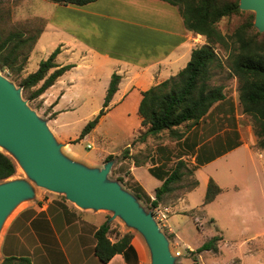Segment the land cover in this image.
Masks as SVG:
<instances>
[{
    "label": "crops",
    "instance_id": "0c3cea01",
    "mask_svg": "<svg viewBox=\"0 0 264 264\" xmlns=\"http://www.w3.org/2000/svg\"><path fill=\"white\" fill-rule=\"evenodd\" d=\"M52 4L54 7L44 17L47 23L31 54L48 33L45 43L48 49L41 56L48 58L58 48L55 63L59 67L72 66L40 96L55 115L47 126L63 145L62 152L88 167L102 168L108 155H120L127 148L129 158L119 166H127L131 180L151 200L155 189L179 160L189 163L194 168L197 186L185 192L173 187L153 212L172 255L177 258L176 263L181 264L183 250L191 257L203 243L218 236V251L194 253L197 264H264V153L255 148L257 139L252 127L241 123L245 122V115L234 114L230 125L227 120L230 115L219 108L224 101L217 103L199 124L186 129L181 139L172 142L177 144L182 157L174 161L170 171L162 167L167 161L159 152L160 145L154 144L161 133L131 144L147 130L141 126L138 115L142 92L185 68L192 51L204 45V39L186 30L177 7L161 0H97L84 6ZM113 74L120 77V82L109 110L80 140L86 143V149L90 145L88 150L97 152L91 154L72 146L77 142L69 143L77 138L67 140L63 135L69 125L65 116L77 112L80 106L77 100L98 93L102 104L90 114L95 117L102 109ZM114 112L132 117L133 121L127 142L118 152L102 144L109 135L98 134ZM61 116L65 118L60 119ZM110 124L115 126L112 120ZM210 179L221 191L212 202L204 204ZM196 190H201V196L198 204H193ZM35 196L21 203L2 229L0 264L9 257L28 258L31 264H103L94 249L95 233L106 221L105 216L80 211L58 195ZM209 208L219 217L205 219L215 227L214 234L189 247L187 243L192 236L179 221L180 217L191 213L199 232L201 225L197 219H204ZM109 239L117 240L116 236ZM130 245L129 250L114 255L105 264H147L149 254L141 237L134 235Z\"/></svg>",
    "mask_w": 264,
    "mask_h": 264
},
{
    "label": "trees",
    "instance_id": "16d2710c",
    "mask_svg": "<svg viewBox=\"0 0 264 264\" xmlns=\"http://www.w3.org/2000/svg\"><path fill=\"white\" fill-rule=\"evenodd\" d=\"M54 4L67 6H84L97 0H48ZM178 8L187 31L198 34L204 39V45L195 48L189 62L175 76L142 92V99L138 107L141 126L146 127L144 134L138 140L147 136H156L168 132L170 137L179 140L186 130L180 131L182 126L189 129L197 124L219 102L225 100L222 85L211 84L212 71L223 67L222 61L216 53L217 46L227 52V68L238 83V103L243 115L250 118L252 129L257 139V148L264 153V33L254 28L252 13L239 9V0H161ZM233 15H246L244 24L238 26L232 35H223L217 24L222 18ZM42 29L31 37H24L21 33L9 34L3 40L0 38V69H12L18 59L20 50L28 45L30 52L38 41ZM59 49H55L46 60H42L35 72L27 74L19 83L23 91L36 88L30 99L40 97L55 81L72 66L59 67L55 58ZM27 58V57H25ZM29 58V57H28ZM28 58L27 61L28 62ZM20 67L19 70H23ZM120 77L113 74L106 91L102 109L89 121L79 137L74 141L82 140L98 124L109 110L108 106L117 91ZM128 149L121 155H108L104 162L110 160L123 161L128 156ZM16 166L12 159L0 151V182L15 175ZM194 168L179 160L171 172L164 179L162 185L155 189L154 199L151 200L140 188L135 187L133 194L141 202L156 207L162 197L173 191V185L182 178L192 176ZM128 175V173H127ZM121 181V179H117ZM197 186L195 181L194 187ZM193 187V188H194ZM221 189L210 179L206 188L204 204L214 200ZM132 234L126 232L117 235L115 242L110 241V223L108 219L95 233V255L105 264L116 254H123L131 248ZM168 238H170L168 236ZM220 240L214 236L191 253L193 263L197 264L194 253L203 251L217 252V243ZM1 264H31L28 258H5Z\"/></svg>",
    "mask_w": 264,
    "mask_h": 264
},
{
    "label": "water",
    "instance_id": "95a60500",
    "mask_svg": "<svg viewBox=\"0 0 264 264\" xmlns=\"http://www.w3.org/2000/svg\"><path fill=\"white\" fill-rule=\"evenodd\" d=\"M239 9L253 12L254 27L264 32V0H239ZM20 90L0 76V148L13 156L38 187L64 195L80 209L112 212L110 220L119 217L136 230L145 240L151 264H177L153 214L117 181L109 179L113 161L92 168L66 156L47 123L21 100ZM34 197L25 181L0 182V233L4 217Z\"/></svg>",
    "mask_w": 264,
    "mask_h": 264
},
{
    "label": "rangeland",
    "instance_id": "374dc122",
    "mask_svg": "<svg viewBox=\"0 0 264 264\" xmlns=\"http://www.w3.org/2000/svg\"><path fill=\"white\" fill-rule=\"evenodd\" d=\"M53 7L54 5L48 0H0V38L3 40L7 35L15 34V33H21L26 38L35 35L38 31H40L41 29L43 30V28H45L47 20L44 17L50 13ZM246 12L252 13L254 16L253 12L250 11H246ZM246 18H247L246 15H233L229 18H222L217 24V26L223 35L229 36L234 33V31L238 26L244 24ZM47 35L49 34L48 33L44 34V36L40 39L33 54H31L32 51L30 52L28 45H25L20 50L18 54V59L14 63L12 69H7V68L0 69V76L4 78L6 81H8L10 84H12L16 90L21 89L20 90L21 100L25 102L26 106L31 111H33L38 116V118H40L46 123L52 120L53 117L55 116L51 114V107L49 106L47 101H45V99H42L41 97L31 100L29 97L36 88L32 90L23 91V89L18 85L20 81L27 74L35 72L37 70L39 63L42 60L47 59V57L45 58V56H41V52L42 51L46 52L48 49V46L45 45ZM215 51L218 54L219 58L221 59L223 67L220 69H214L212 71L213 76H212L211 84L222 85L224 88L223 92L225 94V100L224 102H222L219 108H223L226 114L230 115V117L227 118V120H229L228 123L231 125L233 124L232 118H235L233 115L237 113L240 115L242 114L241 107L239 106L238 103V91H237L238 83L227 68L226 59L228 52L224 48L219 46L216 47ZM25 57L27 58L29 57L30 60L28 58V62H26L27 58ZM20 67H24V69L21 71L19 70ZM101 100L102 99L99 98V94L95 93L91 97H82L81 99L76 101L80 105L77 112L65 116L68 117V120L66 122L69 123V125L65 127L63 135L66 136L67 140L74 138L76 139L79 137L80 130L89 121H91L94 118L90 114L98 105L102 104ZM65 117L61 116L60 119H64ZM131 119L132 117L124 116L122 113L120 114L119 112L112 113L111 118L109 120L107 119L106 123L103 126H101L98 131L99 135H103L104 133L109 135L104 137L105 138L104 143H102L103 140H101L102 141L101 143L104 146H106L108 149L110 148V150H112L113 152H118L119 150H121L123 144L127 142L125 140L129 133L128 129L133 128L132 127L133 121ZM244 119L245 122L242 121L241 123L243 125H248L252 127V122L250 118L245 116ZM111 120L114 121L115 126H112L110 124ZM113 128L115 129V131L113 130ZM179 130L180 131L186 130V126H182ZM138 134L139 133H137L136 136H138ZM74 141H70L69 143H74ZM136 141H138V137L135 139V141H131V144L135 143ZM174 141L176 140L171 138L168 132H162L161 135L156 137L154 141V144L160 145L161 148L159 152L162 158H164L167 161V163H164L162 167L169 171L171 170V166L173 169L174 164L176 163L174 161L182 157L180 150L177 148V144L172 143ZM85 145L86 143H82L81 141H78L72 146L82 148L85 152H90L91 154L97 153L96 151L88 150L89 148L86 149ZM255 148H257V145H255ZM0 151L5 153L8 157H10L16 166L15 175L7 180L1 181L2 183H7L10 181H18V180L25 181L32 187L33 191L35 192V195L42 193L43 195L46 196L58 195L57 197L65 198L64 195L53 193L41 187H38L27 176L24 170L21 169V167L18 165L16 160L8 151H6L5 149H1ZM185 159L190 160L189 158H185ZM112 161H113V165L108 175L109 179L112 181H117L124 190L134 195L133 194L134 188L138 186L131 180V177L127 175L126 172L127 166L126 165L119 166V163L121 161L120 162L116 160H112ZM185 163L190 168L189 166L190 164L187 162ZM117 179H121V181H118ZM195 181L196 179L193 177V175L192 176L186 175L184 178H182V180L179 183L174 184L173 187L178 186L180 188L179 192H185L193 189L195 185ZM200 196H201V190L199 191L196 190L194 195L192 196L193 204H198V199H200ZM138 201L144 207L146 212H151L153 216L156 215L153 213L154 208L151 207L150 204L141 202L139 199ZM75 207L78 210L84 212L89 211L90 213H102V215H104L106 220L108 219L110 223V237L112 238H114L117 235H122L126 232H130L132 236L139 235L142 241L144 242L147 255L149 254V259L147 264H151L150 253L145 243V240L143 239L141 234H139L136 230L127 227L126 224L119 217H115L114 219L110 220V218L113 217L112 212L106 210H98V211L83 210L78 208L77 206ZM192 216L193 215L191 213L183 214L179 220L190 230L192 239L187 243L189 247H194L199 242H202L204 237H210L212 234H214L215 227H213L211 224L205 221V219L208 220L211 218H215V216L219 218L218 215L215 213V211H212L210 208L207 209L206 217H204V219H197L200 220L199 222L201 225V229L198 232L196 225L194 224L193 221L194 216L193 217ZM228 237L229 235L227 233L226 238ZM224 247L223 249L225 251ZM182 252H183V256L181 258V264H193V258L189 257L188 256L189 254H187L186 251L183 250Z\"/></svg>",
    "mask_w": 264,
    "mask_h": 264
},
{
    "label": "bare ground",
    "instance_id": "6f19581e",
    "mask_svg": "<svg viewBox=\"0 0 264 264\" xmlns=\"http://www.w3.org/2000/svg\"><path fill=\"white\" fill-rule=\"evenodd\" d=\"M18 209V207H16L15 209L11 210V212H9L3 219L2 222V226L4 227L6 225V223L9 221V219L13 216V214L15 213V211Z\"/></svg>",
    "mask_w": 264,
    "mask_h": 264
},
{
    "label": "built area",
    "instance_id": "2783aa9c",
    "mask_svg": "<svg viewBox=\"0 0 264 264\" xmlns=\"http://www.w3.org/2000/svg\"><path fill=\"white\" fill-rule=\"evenodd\" d=\"M87 148H89V149H90V148H91V146H90V145H88V146H87Z\"/></svg>",
    "mask_w": 264,
    "mask_h": 264
}]
</instances>
